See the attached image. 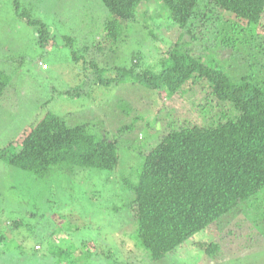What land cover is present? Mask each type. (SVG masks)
<instances>
[{
  "label": "trees",
  "instance_id": "1",
  "mask_svg": "<svg viewBox=\"0 0 264 264\" xmlns=\"http://www.w3.org/2000/svg\"><path fill=\"white\" fill-rule=\"evenodd\" d=\"M100 1L109 16L103 24L104 41L93 48L97 55L103 52L104 42L119 48L130 43L132 35L160 46L154 62L145 64L140 52L132 51L130 63L110 67L116 75L108 78L100 63L91 61L89 66L96 71L93 80L100 86L130 82L152 107L162 103L158 111L165 97L187 95L191 103L190 118L168 113L166 135L140 156L135 179L125 181L134 195L127 208L135 222L130 237L137 257L128 264H153L169 260L199 232L216 234L220 221L237 215L247 204L254 202L256 213L264 210V0H154L156 7L164 6L166 17L147 25L151 0ZM13 3L21 8L20 0ZM23 13L29 24L38 26L41 45L51 43L54 34L44 23ZM169 27L177 29L175 42L163 32ZM66 39L73 43L72 38ZM195 45L202 47L199 54ZM214 51H220L219 56ZM73 55L79 59L75 51ZM9 84L10 78L0 70V97ZM80 92L75 88L66 94L74 99ZM135 100L122 98L105 112L114 123L123 120L112 138L100 129L99 119L73 122L48 112L0 154L9 165L36 178L56 172L116 170L120 140L125 134H139L141 129L135 131L133 123L144 122L145 117L141 114L126 124L115 112L128 114V103ZM251 214L238 215L233 228H226L214 241L194 242L195 246L213 261L236 255L228 249L229 243H236L226 240L241 237L240 232L253 233L245 228L252 222Z\"/></svg>",
  "mask_w": 264,
  "mask_h": 264
},
{
  "label": "rangeland",
  "instance_id": "2",
  "mask_svg": "<svg viewBox=\"0 0 264 264\" xmlns=\"http://www.w3.org/2000/svg\"><path fill=\"white\" fill-rule=\"evenodd\" d=\"M153 2L147 4L151 15L145 17V25L166 17L162 13L164 6L156 7ZM20 4L21 8L16 9L13 0H0V70L10 78L0 97L1 154L20 132L48 112L73 122L99 119L100 129L104 128L112 138L123 120L114 123L105 112L122 98H132L136 100L128 103V114L115 113L122 115L126 124L141 114L144 122L150 123H133L135 131L142 132L125 134L123 142L120 140V164L113 171L76 170L69 175L56 172L36 178L9 165L0 154V264H128L137 257L130 237L135 222L127 208L134 195L125 181L135 179L140 158L166 135L168 113L174 118H190L191 103L187 95L165 97L158 111L162 103L152 107L146 96L137 93L139 87L130 82L100 86L93 80L96 75L89 66L91 61L100 63L108 78L116 75L110 67L130 63L132 51L140 52L145 64L154 62L160 46L149 38L132 35L133 40L125 46L118 45L119 48L104 42L103 52L97 55L93 48L104 41L103 24L109 16L100 0H20ZM24 11L54 34L51 43L41 45L38 26L28 23ZM138 23L144 25V21ZM164 31L173 42L177 40L176 27ZM67 37L72 38V44ZM200 48L195 45L197 54ZM74 51L78 60L74 59ZM219 53L214 51V56ZM229 55L226 52V57ZM75 88L82 94L69 98L66 92ZM100 119L104 120L103 126ZM131 141L134 144L130 149ZM253 203L220 221L216 234L209 230L199 232L169 260L153 264H264V222L260 224L264 210L256 213ZM244 213H252V222L246 221L245 228L253 233L240 232L241 237L232 235L226 240L239 245L236 249V244H228L236 255L223 262L213 261L195 246L194 242L216 240L226 228H233L235 221L240 220L238 215ZM16 221L20 224L15 226Z\"/></svg>",
  "mask_w": 264,
  "mask_h": 264
}]
</instances>
